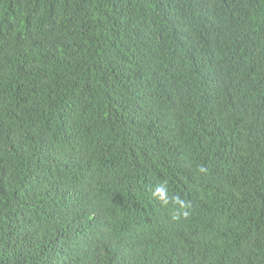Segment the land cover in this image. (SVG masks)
<instances>
[{
  "label": "trees",
  "instance_id": "1",
  "mask_svg": "<svg viewBox=\"0 0 264 264\" xmlns=\"http://www.w3.org/2000/svg\"><path fill=\"white\" fill-rule=\"evenodd\" d=\"M0 6V264H264V0Z\"/></svg>",
  "mask_w": 264,
  "mask_h": 264
},
{
  "label": "clouds",
  "instance_id": "2",
  "mask_svg": "<svg viewBox=\"0 0 264 264\" xmlns=\"http://www.w3.org/2000/svg\"><path fill=\"white\" fill-rule=\"evenodd\" d=\"M221 9H222V7L220 8V10H218L219 14L216 17V20L218 19L219 15L221 14ZM0 11H2V6H0ZM2 17H4V16H0V19H3ZM216 20H215V22H216ZM35 30H36L35 24L34 25H27L24 29V31H27L26 34L24 36H22L17 41L16 46L14 45L10 48H7L9 50V52H12L16 48H21L24 50L26 47H29L32 43V37L35 36ZM24 31H21V32H24ZM188 63H190V64H188L186 66V68L193 66V62L189 61ZM231 80L227 81L228 82L227 84L224 83L223 87L225 89L231 88V82H232ZM206 81H207V78L201 79V83H200L201 88L204 89V86H207ZM262 91H264V90H262ZM172 141L170 143L171 144L170 148H171V151L173 153L174 160L176 162H178L177 166L181 167V168L176 169L177 171H181L178 174H186L187 172L193 173L196 170L195 162H193V159H192V155L195 154L194 151L192 150L190 153L187 148H182L180 141H176V142H172ZM195 144L198 148L199 145L196 142H195ZM232 145L234 146V148L236 150L243 151V149L240 145H238V144H236V145L232 144ZM226 147L231 148V151L229 152V151H226L225 149L221 150L218 144H211L209 147L204 148L203 151H205L206 156L208 157V160L210 159V155H212L211 160L216 165H221L223 162H224V164L228 162V158H230V154L233 152V148H232L231 144L227 145Z\"/></svg>",
  "mask_w": 264,
  "mask_h": 264
}]
</instances>
